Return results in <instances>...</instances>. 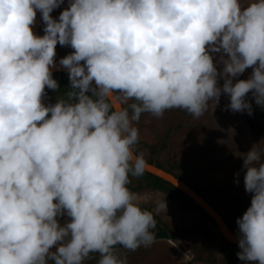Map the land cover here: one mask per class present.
<instances>
[{
  "label": "clouds",
  "instance_id": "1",
  "mask_svg": "<svg viewBox=\"0 0 264 264\" xmlns=\"http://www.w3.org/2000/svg\"><path fill=\"white\" fill-rule=\"evenodd\" d=\"M63 3L0 0V264H128L117 246L150 247L156 225L128 187L149 167L134 124L199 119L222 95L233 112L252 114L250 93L264 107V0H69L53 19ZM57 45L73 49L59 60L69 87L46 104ZM243 169L237 257L264 264V150Z\"/></svg>",
  "mask_w": 264,
  "mask_h": 264
},
{
  "label": "rangeland",
  "instance_id": "2",
  "mask_svg": "<svg viewBox=\"0 0 264 264\" xmlns=\"http://www.w3.org/2000/svg\"><path fill=\"white\" fill-rule=\"evenodd\" d=\"M68 6L69 0H64L51 13L53 19H58ZM45 27L40 14L42 36ZM68 54L70 50L67 47L57 45L55 59H62ZM220 84H223L222 80ZM229 103V98L222 95L215 111L210 108L199 119L180 109L168 110L161 118L144 113L134 126L139 129V140L149 146H158L168 134L166 149L157 155L156 160L163 166L181 164V168L175 170L180 177L194 180L196 185L204 187L209 193H226L233 197L251 195L244 187L243 156L254 145L264 150V138L254 139L241 112L228 109ZM136 149L144 154L146 160L151 159L149 149L141 146H136ZM135 194L140 206L149 208L174 235L169 239L153 241L150 247H142L136 252L116 249L117 253L127 255L128 264H225L221 255V237L215 225L205 218L202 220L204 232L191 230L201 222L200 210L192 202L177 204L161 192L148 189ZM58 219L63 225L69 218L63 216ZM178 230L185 232L181 233L185 242L179 237ZM191 247L195 249L192 252ZM238 251L239 248L236 249V259L242 264L237 257ZM85 264H90V261Z\"/></svg>",
  "mask_w": 264,
  "mask_h": 264
},
{
  "label": "trees",
  "instance_id": "3",
  "mask_svg": "<svg viewBox=\"0 0 264 264\" xmlns=\"http://www.w3.org/2000/svg\"><path fill=\"white\" fill-rule=\"evenodd\" d=\"M40 36L42 37L41 33ZM70 50V53L73 51L70 47H67ZM60 59H55L58 61ZM251 73V69H248L239 79H247L249 74ZM53 78L57 80L60 85L59 92H53L52 90L46 89L47 96L45 97V103H55L56 99L62 97L66 91H68L69 87V79L68 73H53ZM249 102L252 105V114L249 115L247 111L241 112L247 128L254 139H262L264 138V107L257 105L254 99L249 94ZM144 114V113H142ZM141 114V115H142ZM168 139V134L164 137L161 143L158 146H149L146 143L139 140L137 146H141L150 150L151 159L146 160L148 163L156 165L159 168L166 170L168 173L173 174L175 177L181 179L186 184L191 186L200 196H202L224 219L229 229L237 234L238 226L236 224V220L244 214V212L250 207L251 203V195H240L238 197H233L226 193H209L204 187L195 184V181L186 180L180 177L175 173L176 169L181 168V164L173 165L168 164L167 166H163L160 164L156 157L157 155L166 149V141ZM137 150V149H136ZM137 153L138 150H137ZM131 183L128 185L129 189L132 192H140L142 190L148 189L153 191H159L167 198L177 204H181L185 201L191 202L188 197H186L182 192L175 189L173 186L168 184L167 182L152 176L151 174L144 173V175L140 178L130 177ZM145 210L150 211L149 208L142 207ZM156 221L155 228L151 230L154 235L155 240L161 239H169L174 233L164 224L159 217L153 215ZM201 222L198 226L193 227L191 230H201L204 232V228L202 226V220L207 218L213 225L214 223L206 216L205 213L200 211ZM190 230V231H191ZM179 237L181 240L185 242V238L181 233H185L183 231L178 230ZM221 240V255L225 260V264H239L236 259V249L237 245H232L226 242L224 239ZM121 248L117 246L116 249ZM122 250H124L122 248ZM191 252L194 251V247L190 248ZM99 260V254H93V257L89 260L90 264H97ZM209 264H211L209 262Z\"/></svg>",
  "mask_w": 264,
  "mask_h": 264
},
{
  "label": "water",
  "instance_id": "4",
  "mask_svg": "<svg viewBox=\"0 0 264 264\" xmlns=\"http://www.w3.org/2000/svg\"><path fill=\"white\" fill-rule=\"evenodd\" d=\"M33 32L35 35L40 36V12L37 11L36 21L32 26ZM53 73H67L66 70L60 68L59 60L56 61V67L52 69ZM149 167L146 170V173L151 174L154 177H157L175 189L182 192L186 197L190 199L192 204H194L200 211L206 214V216L214 223L217 231L220 234V237L226 242L237 245V234L233 233L223 217L202 197L200 196L191 186L186 184L181 179L175 177L173 174L168 173L166 170L157 167L156 165L148 163Z\"/></svg>",
  "mask_w": 264,
  "mask_h": 264
},
{
  "label": "flooded vegetation",
  "instance_id": "5",
  "mask_svg": "<svg viewBox=\"0 0 264 264\" xmlns=\"http://www.w3.org/2000/svg\"><path fill=\"white\" fill-rule=\"evenodd\" d=\"M134 193H137V192H134ZM150 212H152V211L150 210ZM152 214L154 215V213H152ZM154 228H155V227H154ZM154 228H153V229H154ZM153 229H152V230H153ZM155 241H157V240H155Z\"/></svg>",
  "mask_w": 264,
  "mask_h": 264
},
{
  "label": "bare ground",
  "instance_id": "6",
  "mask_svg": "<svg viewBox=\"0 0 264 264\" xmlns=\"http://www.w3.org/2000/svg\"><path fill=\"white\" fill-rule=\"evenodd\" d=\"M160 246V245H159ZM159 246H157V247H159ZM159 250H161V247H159Z\"/></svg>",
  "mask_w": 264,
  "mask_h": 264
}]
</instances>
